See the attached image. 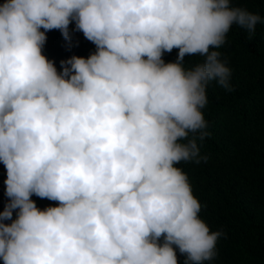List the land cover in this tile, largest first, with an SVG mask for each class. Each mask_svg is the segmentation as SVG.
I'll list each match as a JSON object with an SVG mask.
<instances>
[{"label":"clouds","instance_id":"1","mask_svg":"<svg viewBox=\"0 0 264 264\" xmlns=\"http://www.w3.org/2000/svg\"><path fill=\"white\" fill-rule=\"evenodd\" d=\"M73 21L96 51L58 72L46 32L70 40ZM261 22L233 0H2L4 264H178L174 245L183 264L213 260L222 233L176 165L207 160L189 135H208L209 82L231 91L214 49L233 25L251 40ZM186 55L203 60L186 68ZM33 194L59 204L41 210Z\"/></svg>","mask_w":264,"mask_h":264},{"label":"trees","instance_id":"2","mask_svg":"<svg viewBox=\"0 0 264 264\" xmlns=\"http://www.w3.org/2000/svg\"><path fill=\"white\" fill-rule=\"evenodd\" d=\"M2 2V0H0ZM234 6L258 13L262 22L251 40L248 32L233 25L226 33L225 43L214 49L231 70V91L209 82L207 104L201 109L208 133L197 136L201 159L181 161L176 166L186 173L194 196L201 204L198 215L210 231L222 235L216 243V256L204 264H264V0H233ZM41 31H44L41 29ZM70 40L58 29L46 32L42 52L62 71L61 60L72 56L87 58L96 45L69 24ZM179 49L163 53L167 63L175 61ZM203 57H184L185 67L202 62ZM186 142V141H184ZM6 167L0 161V212L9 202L5 194ZM37 208L58 206V201L41 199L33 194ZM18 210H13L12 219ZM4 223H11L5 220ZM163 243V237L160 238ZM178 264L184 255L174 245ZM0 264H4L0 258Z\"/></svg>","mask_w":264,"mask_h":264}]
</instances>
